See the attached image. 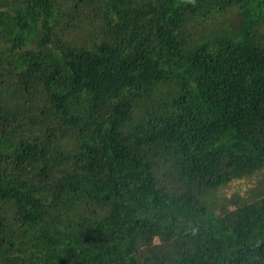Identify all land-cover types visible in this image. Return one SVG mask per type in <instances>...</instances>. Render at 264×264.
I'll return each mask as SVG.
<instances>
[{
	"label": "trees",
	"instance_id": "1",
	"mask_svg": "<svg viewBox=\"0 0 264 264\" xmlns=\"http://www.w3.org/2000/svg\"><path fill=\"white\" fill-rule=\"evenodd\" d=\"M103 9L118 45L89 49ZM263 17L264 0H0V251L14 264H264V189L207 200L264 167V41L250 32ZM221 18L215 48L186 52ZM142 89L176 98L157 130Z\"/></svg>",
	"mask_w": 264,
	"mask_h": 264
},
{
	"label": "rangeland",
	"instance_id": "2",
	"mask_svg": "<svg viewBox=\"0 0 264 264\" xmlns=\"http://www.w3.org/2000/svg\"><path fill=\"white\" fill-rule=\"evenodd\" d=\"M107 9H103V12H105V15L108 17L107 18V23H104V27L101 31V33H98V30H92L88 29L87 31L84 32L83 38H85V43L86 47H89V49H95L96 47L99 46L101 43H106L107 45H113L117 43L119 39L117 38V28L115 29V26L110 24L115 22L113 20L112 16H109V14L106 12ZM228 13L224 18H227L228 21L232 19L234 16H231ZM230 18V19H229ZM227 21V22H228ZM208 22H211L210 24L206 23V25L201 26L199 29V32L195 34V39L192 42H188L185 46L186 52H189L198 46H200V43H208L210 45V48H215L214 44L218 43V40L223 36V33L225 30H227L226 23L223 22V19H210ZM129 26H133V24H129ZM250 32L251 33H256L257 40L264 41V17L262 18L261 21L255 22L252 26H250ZM89 39V40H88ZM81 40V38H80ZM84 41V40H83ZM0 42L3 44L5 42V39H1ZM80 45H82V41H80ZM25 47H20L18 51H14L16 54L24 52L23 50ZM5 51L1 50V55L0 59V74L4 73V69L8 67V63L5 62V56H4ZM4 68V69H3ZM40 74L38 76V80L40 78ZM188 78H191V76L186 75L181 77L180 82L185 83L187 82ZM42 90V85L40 84V89L38 88V91ZM146 89H142L140 92H137L134 96L135 103L141 104L143 106L142 109L145 110V113L147 112V115L149 118L152 120V124L156 126L155 130H157V124L160 122V120H165L168 117H172L176 114L177 109L175 104L174 99H166L165 95L162 97H156L155 99L148 98L146 97ZM37 119L36 116H27L25 118L24 124L21 128L20 134L22 135L23 132L28 130V126L30 123L35 121ZM23 123V122H22ZM21 123V124H22ZM26 124V126H25ZM126 128V126H125ZM258 125H255L253 129L256 131V137L258 139H261L264 141V134H261L260 132L257 131ZM30 133V132H29ZM30 135V134H26ZM10 136L6 135L3 133L2 138H0V151H4L7 142L9 141ZM154 143V142H151ZM136 140L131 139V148L135 146ZM78 145V144H77ZM140 149H142L143 157L144 158H149L151 157L156 151H157V144H150L148 145L145 144L143 147L141 146ZM240 175H238L239 177ZM258 188L264 189V167L259 168L254 174H249L248 176L242 177L240 179L234 180L231 182L227 187L223 188L222 190H216L218 193L217 194H210L208 195V202L212 206H219L221 203L222 198L224 199L225 205H230L232 206V198L237 197L239 199V205H242L244 203H250L253 200L251 198L253 197L254 193ZM238 206V205H237ZM222 207V206H219ZM218 207V208H219ZM10 237L11 241L15 242L16 236L14 233L10 232ZM38 237H40V233L37 230L33 228H27L24 238L26 239H32L36 240ZM137 264H148V256L144 253L140 254L137 258ZM0 264H14L12 258H8L7 254H5L3 251H0Z\"/></svg>",
	"mask_w": 264,
	"mask_h": 264
}]
</instances>
